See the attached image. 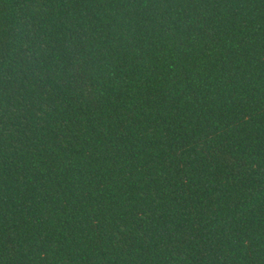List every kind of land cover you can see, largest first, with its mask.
<instances>
[{
  "label": "trees",
  "instance_id": "16d2710c",
  "mask_svg": "<svg viewBox=\"0 0 264 264\" xmlns=\"http://www.w3.org/2000/svg\"><path fill=\"white\" fill-rule=\"evenodd\" d=\"M0 264H264V0H0Z\"/></svg>",
  "mask_w": 264,
  "mask_h": 264
}]
</instances>
